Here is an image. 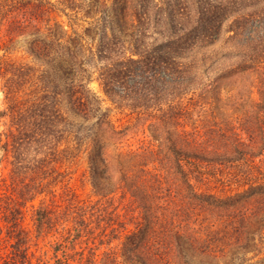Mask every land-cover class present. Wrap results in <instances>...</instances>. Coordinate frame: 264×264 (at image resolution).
I'll use <instances>...</instances> for the list:
<instances>
[{"label": "trees", "instance_id": "trees-1", "mask_svg": "<svg viewBox=\"0 0 264 264\" xmlns=\"http://www.w3.org/2000/svg\"><path fill=\"white\" fill-rule=\"evenodd\" d=\"M29 35L25 52L40 63L0 56V166L9 167L15 195L9 210L10 257L24 264L31 237L17 225L20 208L56 184L62 175L57 165L82 149L92 186L100 183L106 153L98 128L106 122L87 86L92 72L115 107L158 112L156 137L150 134L148 146L140 148L149 164L121 176L122 183L129 181L126 192L135 205L130 220L136 223L119 256L118 246L103 240V231L93 232L92 220L101 217L99 206L76 208L66 238L75 244L86 238L85 245L87 238L94 240L85 264H99L96 241L107 245L103 254L110 264H188L185 250L217 258L231 246L246 245L261 230L264 0H0V39ZM218 41L228 46L221 56L234 59L232 71H263L257 100L228 132L213 119L188 130L180 102L200 86L201 91L211 87L210 81L205 86L213 63H207V51ZM258 145L256 161L241 166L240 192L222 199L197 187L204 180L199 163L219 152L225 156L232 148ZM33 219L35 237L57 224L54 211L44 204L35 208ZM1 233L0 226V260ZM57 249L52 263L41 264L72 263L67 254L57 258Z\"/></svg>", "mask_w": 264, "mask_h": 264}, {"label": "rangeland", "instance_id": "rangeland-1", "mask_svg": "<svg viewBox=\"0 0 264 264\" xmlns=\"http://www.w3.org/2000/svg\"><path fill=\"white\" fill-rule=\"evenodd\" d=\"M31 38L32 36L29 35L14 37V39H0V56L18 62L40 63V60H35L25 52L27 44L25 40ZM227 47V44L218 41L207 51L210 58L207 63L211 61L213 63L208 72V80L205 86L210 81L212 82L211 87H206L201 91L200 88L202 87L200 86V88L190 91L180 102L182 106L180 107L183 110V123L188 130L213 119L217 125L219 124V127L228 132L227 129L230 128L232 122L240 118L244 110L250 107L251 102L257 100L256 86L263 76V71H232L235 65L234 59L221 56L223 52L227 51ZM91 74L87 85L89 92L97 99L101 111L105 114L106 123L98 128V136L106 153V168L103 170L97 187L92 186L86 153L81 149L74 158L71 157L64 164L56 166L58 172L62 174L56 178V184L51 185L42 195L20 208L17 225L27 230L31 237L24 264H41L45 261L52 263L55 248H58L57 258H64L63 254H67L70 256L71 264H85V257H88L90 249L95 245L94 240L91 237L87 238L85 245L86 238L81 241V244L70 243L66 238L67 229L73 227L78 206L87 205L95 208L99 206L100 221L95 222L91 219L93 232L100 234V231H103V240L111 241V247L118 246L116 251L118 256L125 235L135 229L136 221L134 218L132 221L130 220L135 214L133 212L135 205L134 203L130 205V197L126 192L129 181H125L124 185L121 176L134 174L149 164L150 159L145 154L140 153V148L148 146L150 134L156 137L153 123L158 111H134L115 107L100 90L96 82V73L92 72ZM1 101L0 94V105ZM63 103L66 110L70 112L68 114L73 118L71 107L67 106L65 101ZM173 130L174 128L171 129V131ZM134 151L138 152L135 156ZM230 151L225 156L223 152H219L216 157L208 158L207 163L206 161L201 163L204 165L199 163V169L202 171L205 180L197 185L201 191L224 199L237 194L243 188L240 187L242 184L241 166L244 168V164L249 163L248 160L254 162L255 153L261 152L260 145L257 148H236V150L232 148ZM8 169L6 164L0 166V226L2 227L0 264H20L18 257H10L13 239L9 210L13 206L15 195L8 178ZM39 204H44L54 211L57 224L47 234L35 237L33 215ZM101 218L105 219L102 221ZM263 224L262 222L261 230L256 235L250 234L251 237L246 241V245L231 246L220 253L217 258L196 255L194 252L185 250L184 254L189 261L188 264H263ZM254 229V227L251 228V231ZM104 234L107 237H104ZM83 241L84 243H82ZM56 242L57 244L61 243V245L56 247ZM96 244L99 246L97 251L99 264H110V257L103 254L107 252V245L103 241L102 244L96 241ZM125 264H140V262Z\"/></svg>", "mask_w": 264, "mask_h": 264}]
</instances>
